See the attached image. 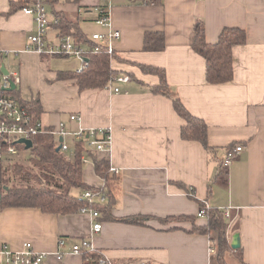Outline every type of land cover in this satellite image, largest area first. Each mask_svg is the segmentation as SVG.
I'll return each instance as SVG.
<instances>
[{
	"label": "crops",
	"instance_id": "0c3cea01",
	"mask_svg": "<svg viewBox=\"0 0 264 264\" xmlns=\"http://www.w3.org/2000/svg\"><path fill=\"white\" fill-rule=\"evenodd\" d=\"M10 1L0 0V67L4 63L10 73L20 75L16 87L22 99L40 98L44 124L56 127L64 121L76 130L80 124L70 115L79 113L84 128L109 129L110 150L86 148L83 180L90 187L104 186L95 172L97 158L108 160L121 181L111 213L102 210L99 233H93L94 220L88 213L0 207V250L3 244L23 250L30 242L46 254L44 264H84L83 254L70 250L73 242L89 238L112 261L218 264L210 236L191 232V221L179 219L191 216L206 225L205 215L198 216L204 203L230 211V244L239 234L245 263L264 264V0H48L49 31L57 36L53 23L57 11L77 19L89 38L107 32L95 21L99 6L109 8L112 27L122 33L112 41L121 58L113 59L112 67L117 75H129L130 81L83 91L74 80H58L57 73L47 71L41 55L28 48L37 24L23 8L8 13ZM200 20L211 43L227 27L246 30V44L233 48L234 80L229 84L207 82L205 59L192 48L194 26ZM150 30L164 31L163 51L143 50L145 32ZM83 47L87 49L86 44ZM135 63L165 68L169 85L185 106L207 123L214 153L200 142L182 138L184 120L172 100L151 90L159 77ZM2 75L0 71V87ZM237 144L244 149L227 169L222 168L227 148ZM178 182L193 187L196 199ZM133 216L150 219L146 224L119 220ZM167 217L173 220L159 221ZM61 237L69 241L64 246L59 245ZM233 250L227 257L236 256ZM60 251L65 252L63 258L58 257Z\"/></svg>",
	"mask_w": 264,
	"mask_h": 264
},
{
	"label": "trees",
	"instance_id": "16d2710c",
	"mask_svg": "<svg viewBox=\"0 0 264 264\" xmlns=\"http://www.w3.org/2000/svg\"><path fill=\"white\" fill-rule=\"evenodd\" d=\"M55 0H49L54 2ZM145 1V0H144ZM162 3V0H146L145 2ZM10 10L22 9L34 4V0H11ZM55 26L59 30L58 36L73 35L77 42L87 45L85 62L80 70H61L57 72L58 80H74L80 91L86 89H100L106 87L111 79L117 75V70L112 67V60L121 58L116 51L109 53L105 46L95 51L96 43L81 30L77 19L69 18L66 13L57 11ZM247 42L246 30L239 27H227L223 29L216 42H208L206 39L205 24L202 20L194 26L192 48L204 57L206 63V79L209 84H229L234 80V55L233 48L244 45ZM166 47V35L162 30L146 31L143 40V50L163 51ZM63 56V55H60ZM45 60L48 56L41 55ZM143 72L155 74L159 77V84L151 87L154 93L169 97L176 112L184 120L181 128V136L185 140L200 142L209 153H214L216 147L208 141V125L205 120L190 112L182 102L179 94L167 81L164 67L145 63H135ZM133 76V75H132ZM7 94L17 97L26 105L35 119L41 118L42 104L40 98L24 100L18 95V89L5 90L0 87V95ZM53 127L48 126L46 131L34 137V146L29 149L30 157L23 160L12 158L8 163L0 165V207H31L39 208L46 213L68 214L78 212L83 206H95L99 210L111 213L116 202L117 189L121 181L118 173L112 170L108 160L94 158L95 172L104 181V186L95 188L85 184L83 180L84 163L82 157L88 152L85 141L74 142V157L63 152H57V139L51 133ZM234 145L227 149H232ZM178 185L186 188L191 198H195V189L178 182ZM92 190L104 192L107 200L104 204L91 203L83 197V192ZM205 208L206 225L198 224L195 217L181 216L179 219H189L192 223L191 232L209 235L213 248L216 251L218 264H230L227 254L232 252L228 238L230 222L225 216V209L217 207ZM150 216H133L119 219L128 223L146 224ZM173 220L169 217L159 219L162 223ZM241 264H246L243 259L242 247L233 250ZM97 249L83 254L84 264H99L103 257ZM109 264H128L124 261L109 260Z\"/></svg>",
	"mask_w": 264,
	"mask_h": 264
},
{
	"label": "built area",
	"instance_id": "2783aa9c",
	"mask_svg": "<svg viewBox=\"0 0 264 264\" xmlns=\"http://www.w3.org/2000/svg\"><path fill=\"white\" fill-rule=\"evenodd\" d=\"M35 3L23 8L27 15H31L36 24L37 31L28 37L29 49L37 52L40 55H74L81 59L83 63L86 59L87 50L81 46L76 38L71 35L58 36L59 43H54L48 39V31L52 22L49 19V12L47 8L48 0H34ZM97 17L96 23L106 28L107 32L92 33L90 39L96 43L95 51L98 52L101 46H105L109 53H114L115 49L112 44L113 40L121 37L122 33L119 29L112 27L110 10L106 6H99L96 9ZM53 23H56L53 21ZM130 81V76L127 74H118L111 79L107 87L112 88L114 83H127ZM21 82V77L17 73H10L3 75L2 87L7 90L12 83L16 86ZM115 91L119 92L120 88L115 87ZM72 121L79 122V127L76 130L69 129L64 121L54 127L46 125L41 119H35L32 111L24 105L17 97L13 95L3 94L0 95V165L8 163L12 158L19 155V153L26 149L24 142L21 139H31L34 142V137L47 130L48 126L53 127L51 133L57 138V146L60 144L59 137L63 136L61 152L71 153L74 155V149L66 142L67 135H70L74 142L81 140L85 141V146L92 152L110 150L113 143L112 133L109 129L105 128H90L86 129L81 125L82 116L79 113H72L70 115ZM244 149L242 144L235 145L232 149H227L226 154L222 161V168L227 169L231 162L238 157L240 152ZM29 150V149H26ZM85 163L86 157H82ZM116 171L115 168H112ZM83 197L91 203L104 204L107 197L104 192H96L86 190L83 192ZM82 213H88L94 220L92 231L99 233L103 227L102 210L95 206H83L79 210ZM205 215V208H200L198 216ZM225 216H231L229 210L225 211ZM68 241L66 237L59 239V245L64 246ZM93 246L89 238L73 242L70 252L76 254H84L87 251H93ZM0 255L4 264H44L46 254L38 252L34 249L32 243L25 244L23 250H14L9 245L3 244L0 250ZM65 252L58 253L59 258H63ZM99 264H109V259L105 256L100 258Z\"/></svg>",
	"mask_w": 264,
	"mask_h": 264
},
{
	"label": "rangeland",
	"instance_id": "374dc122",
	"mask_svg": "<svg viewBox=\"0 0 264 264\" xmlns=\"http://www.w3.org/2000/svg\"><path fill=\"white\" fill-rule=\"evenodd\" d=\"M48 39L52 40L54 43H59V38L54 30L48 31ZM43 61L45 62L47 71L55 74L61 70H80L83 66V61L74 55H69V56L52 55V56H48V58H46ZM0 71H1V67H0ZM66 142L68 145H70L71 149L74 147V141L72 140L70 135H67ZM30 155L31 152L25 149L21 151L19 155L15 157V159L23 160L27 157H30ZM67 155L70 157V159H73L74 157L73 154L71 153H68ZM227 261L230 264H241L240 259L232 254L228 255Z\"/></svg>",
	"mask_w": 264,
	"mask_h": 264
},
{
	"label": "water",
	"instance_id": "95a60500",
	"mask_svg": "<svg viewBox=\"0 0 264 264\" xmlns=\"http://www.w3.org/2000/svg\"><path fill=\"white\" fill-rule=\"evenodd\" d=\"M85 60H87V58ZM1 71L5 75L10 74L9 70L6 68V66L4 64H2V66H1ZM14 89H16V84L12 83L11 86L7 90H14ZM63 139H64L63 136L59 137L60 144L56 147L57 152H60V150H61ZM20 142L25 143L26 149H31L34 146V142L31 139H21ZM0 199H1V195H0ZM231 246L235 250L240 248L241 243H240V235L239 234H236L234 236V239L232 241Z\"/></svg>",
	"mask_w": 264,
	"mask_h": 264
}]
</instances>
